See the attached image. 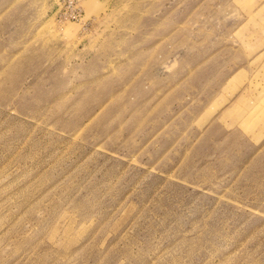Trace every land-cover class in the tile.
Wrapping results in <instances>:
<instances>
[{
	"label": "rangeland",
	"instance_id": "1",
	"mask_svg": "<svg viewBox=\"0 0 264 264\" xmlns=\"http://www.w3.org/2000/svg\"><path fill=\"white\" fill-rule=\"evenodd\" d=\"M64 2L0 0V264H264V0Z\"/></svg>",
	"mask_w": 264,
	"mask_h": 264
},
{
	"label": "built area",
	"instance_id": "2",
	"mask_svg": "<svg viewBox=\"0 0 264 264\" xmlns=\"http://www.w3.org/2000/svg\"><path fill=\"white\" fill-rule=\"evenodd\" d=\"M83 0H65L59 7V15L62 20H78L81 18L82 10L80 2Z\"/></svg>",
	"mask_w": 264,
	"mask_h": 264
},
{
	"label": "bare ground",
	"instance_id": "3",
	"mask_svg": "<svg viewBox=\"0 0 264 264\" xmlns=\"http://www.w3.org/2000/svg\"><path fill=\"white\" fill-rule=\"evenodd\" d=\"M81 5V4H80ZM82 8V7H81ZM94 10H95V8H93ZM72 24H68L67 26H65L64 28H63V32L64 33H70L71 31H72Z\"/></svg>",
	"mask_w": 264,
	"mask_h": 264
}]
</instances>
